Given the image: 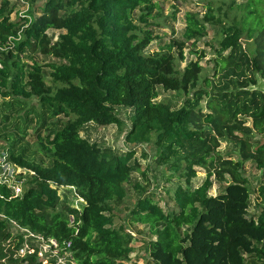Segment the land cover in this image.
Returning <instances> with one entry per match:
<instances>
[{
    "label": "trees",
    "instance_id": "1",
    "mask_svg": "<svg viewBox=\"0 0 264 264\" xmlns=\"http://www.w3.org/2000/svg\"><path fill=\"white\" fill-rule=\"evenodd\" d=\"M27 1L34 6L38 0ZM217 1L205 0L203 14L187 12L182 37L155 51L147 49L164 25L157 0H46L38 11L29 8L31 21L13 20L16 4L1 1L0 127L12 139L4 163L28 174H16L20 196L0 179V264H23L15 256L22 237L14 235L12 220L71 241L81 264H137L131 262L133 237L116 226L113 208L124 202L125 183L139 169L136 152L119 153L81 135L91 122L121 128L117 106L133 109L126 141L154 144L157 162L186 181L168 212L140 183L135 186L141 194L130 217L153 236L146 264H264V210L249 216L252 192L243 171L247 162L264 171V143L255 140L264 134V90L258 87L264 0ZM211 26L214 72L207 75V54L198 43ZM50 30L59 31L56 38ZM186 49L197 58L186 62ZM37 54L54 61L41 63ZM159 87L187 97L173 108L157 101ZM34 98L38 106H28ZM31 115L48 162L17 148L34 124ZM59 116L68 119L53 122ZM11 121L13 135L7 133ZM222 142L235 146L238 160L224 155ZM199 167L206 177L194 187ZM213 178L226 182L216 195ZM61 185L76 188L85 200L81 209L59 193ZM29 264L38 263L32 258Z\"/></svg>",
    "mask_w": 264,
    "mask_h": 264
},
{
    "label": "rangeland",
    "instance_id": "2",
    "mask_svg": "<svg viewBox=\"0 0 264 264\" xmlns=\"http://www.w3.org/2000/svg\"><path fill=\"white\" fill-rule=\"evenodd\" d=\"M2 0H0L1 3ZM46 0H38L34 6H31L27 0H11L12 3L16 4L15 10L12 13V19H18L21 14L29 11V8L34 11H38L40 6L45 3ZM221 0L216 2V5H221ZM229 1V0H227ZM246 0H237V2H245ZM163 9V26L158 27V37L150 44L148 51L160 50L166 48L173 38H181L182 31L185 27V15L189 11L200 12L203 14L206 11L205 0H157ZM176 19H174V17ZM52 37H57L59 34L58 30H50ZM215 29L211 26L207 37L202 39L198 45L199 48L206 51L207 56L202 60L204 66V73L212 75L214 72V62L212 58L215 56L214 46L209 45L210 42L214 41ZM186 62L191 59H196V55L190 53L189 49L185 50ZM36 58L41 63H48L54 61L52 57H46L44 55L37 54ZM183 63V66L186 64ZM48 70V69H47ZM47 81L51 83L50 77L46 76ZM258 87L264 90V78L259 76ZM160 95L157 101H163L169 103L173 108L180 107L185 99L186 95L175 91H167L162 87H159ZM0 103L2 99L0 98ZM38 106L36 98L28 102V106ZM1 106V104H0ZM4 111V109H3ZM133 109L127 106L115 107L116 114L120 117L123 124L122 127H118L116 124L103 125L96 122L88 123L82 130L81 135L91 142L100 144L103 148L111 149L119 153H126L128 150H135V157L138 160L139 169L132 171L129 180L125 183L127 188V197L124 202L120 205H113L115 213L116 226H125V229L133 237L134 252L131 254V262L137 264H146L149 258V252L147 250V242L153 238L150 234L149 227L141 224L130 217V212L135 205V202L140 197V191L135 187L137 183H140L146 190V192L152 196L154 201L158 202L165 211L175 210L176 206L173 202V194L178 186L186 185L185 178H180L179 175L171 177L170 172L166 169V166L159 164L157 158V148L154 144H131L126 141V133L131 127L130 116L132 115ZM34 124L27 130V135L20 143L18 147L20 150L26 148L28 156L30 158H36L37 160H43L48 162L49 155L42 149V145L37 140L36 130L34 125L37 121L34 115ZM67 117L59 116L53 119V122L59 123L67 120ZM8 125L9 130L7 133L14 134V125L11 121ZM23 126V124H21ZM55 126L45 127L43 135H46L50 129ZM6 130L0 127V164L5 162V155L8 152V148L11 146L12 139L5 136ZM21 131L15 132L16 138H20ZM255 140L258 143H264V134H256ZM224 155L231 156L233 159L238 160L239 155L232 143L222 142L220 147ZM4 172L1 176L8 174V170L4 168ZM18 169L16 173L24 172L28 174L27 170ZM198 173L195 178L192 179V185L194 187L200 185L206 177V171L203 168H197ZM244 174L249 179V187L251 189V206L249 208V216L258 217L264 210V194L261 188L264 187V171L258 169L254 163L247 162L244 168ZM12 173V170L9 171ZM26 180V178H25ZM214 184L211 189V194L216 195L221 192L226 182H219L216 178H213ZM64 192V191H63ZM69 202L74 204V194L70 190H66Z\"/></svg>",
    "mask_w": 264,
    "mask_h": 264
},
{
    "label": "built area",
    "instance_id": "3",
    "mask_svg": "<svg viewBox=\"0 0 264 264\" xmlns=\"http://www.w3.org/2000/svg\"><path fill=\"white\" fill-rule=\"evenodd\" d=\"M20 16H26L29 20H32V17L26 13L21 14ZM1 66V63H0ZM2 169L0 171V179L6 182L13 183V189L15 196L22 195L24 189L20 183H16V174L18 171L13 169L11 166H7L4 162L1 164ZM8 170V174L1 176L2 173ZM12 170L10 174L9 171ZM66 190H71L74 194V204L78 209L82 208V205L85 204L83 197L79 195L74 186H59V193L64 194ZM64 191V192H63ZM70 223H75L74 216L70 217ZM12 230L14 235H20L22 237V242L15 251V256L23 259V264H29L32 258L36 259L38 264H81L75 255L74 250L72 249V242L68 241L66 243H61L56 238L45 237L41 233H37L16 223L12 220Z\"/></svg>",
    "mask_w": 264,
    "mask_h": 264
}]
</instances>
